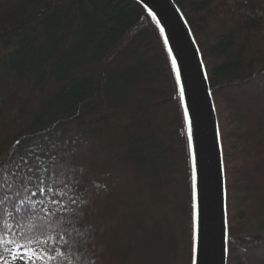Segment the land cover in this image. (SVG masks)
Here are the masks:
<instances>
[{
	"label": "trees",
	"instance_id": "obj_1",
	"mask_svg": "<svg viewBox=\"0 0 264 264\" xmlns=\"http://www.w3.org/2000/svg\"><path fill=\"white\" fill-rule=\"evenodd\" d=\"M173 1L217 115L226 264H264V0ZM61 156L81 174L89 264H192L178 88L152 18L134 0H0V165L20 168L23 195L37 204L62 195L43 174ZM33 158L40 191L28 175ZM2 255L0 264H13L7 249Z\"/></svg>",
	"mask_w": 264,
	"mask_h": 264
},
{
	"label": "snow or ice",
	"instance_id": "obj_2",
	"mask_svg": "<svg viewBox=\"0 0 264 264\" xmlns=\"http://www.w3.org/2000/svg\"><path fill=\"white\" fill-rule=\"evenodd\" d=\"M172 70L175 73V81L179 87V98L184 108V119L188 123V146L192 151V124L188 115V107L185 103V88L181 81L180 69L175 59L172 61ZM43 154V152H42ZM50 168L45 167L43 174L45 180L59 186L62 195H51L53 207L46 208L43 201L34 204L31 193L23 195L26 190L24 177L19 175L20 168L13 171L12 168L0 165V260L3 259L2 250L7 249L12 254L13 261L18 264H89L88 252L93 243L92 230L85 219V215L79 207L82 179L76 167L66 157L51 158ZM28 165V161H22ZM192 223L194 241L199 235V206L196 190V157L192 151ZM28 175L36 180V189L40 191V170L38 160L33 158V166L29 167ZM31 182V180L29 181ZM58 182V184H57ZM52 192V189H45ZM86 203V200H85ZM16 229V231H13ZM9 235L20 237L7 239ZM23 241V242H21ZM229 243V233H224V244ZM21 251L11 253V246ZM69 249H74L79 255L75 259H69ZM229 249L225 247V252ZM195 252V247L193 248ZM4 264H9L4 260ZM95 264V261H91Z\"/></svg>",
	"mask_w": 264,
	"mask_h": 264
},
{
	"label": "water",
	"instance_id": "obj_3",
	"mask_svg": "<svg viewBox=\"0 0 264 264\" xmlns=\"http://www.w3.org/2000/svg\"><path fill=\"white\" fill-rule=\"evenodd\" d=\"M134 1L152 18L171 68L175 59L185 88V103L192 124V151L196 157V190L199 206V235L195 241L193 239L195 252L192 264H226L227 245L224 244V233L227 230L226 190L221 143L214 103L199 48L185 17L173 0ZM177 88L179 93V87ZM181 109L184 118L182 105ZM184 123L188 140V123L185 119ZM192 151L189 150L191 185H193Z\"/></svg>",
	"mask_w": 264,
	"mask_h": 264
},
{
	"label": "rangeland",
	"instance_id": "obj_4",
	"mask_svg": "<svg viewBox=\"0 0 264 264\" xmlns=\"http://www.w3.org/2000/svg\"><path fill=\"white\" fill-rule=\"evenodd\" d=\"M248 14H250V13H248ZM257 15H264V5H263V8H262V11H260V12H257ZM216 117H217V115H216ZM218 121V120H217ZM56 195H58V194H56ZM43 201V204H44V206L46 207V208H49V207H53V204L51 203V200H49V199H45V200H42ZM38 204V203H37ZM38 205H40V204H38ZM228 225V224H227ZM228 227V226H227ZM19 251H21L20 249H18V248H16V247H14L12 250H11V253H16V252H19ZM12 255V254H11ZM1 261V260H0ZM37 263H40V261H37ZM13 264H18V262H15V261H13Z\"/></svg>",
	"mask_w": 264,
	"mask_h": 264
},
{
	"label": "bare ground",
	"instance_id": "obj_5",
	"mask_svg": "<svg viewBox=\"0 0 264 264\" xmlns=\"http://www.w3.org/2000/svg\"><path fill=\"white\" fill-rule=\"evenodd\" d=\"M217 124H218V122H217ZM219 129V128H218ZM222 162H223V158H222ZM224 172V171H223ZM227 215V214H226Z\"/></svg>",
	"mask_w": 264,
	"mask_h": 264
}]
</instances>
